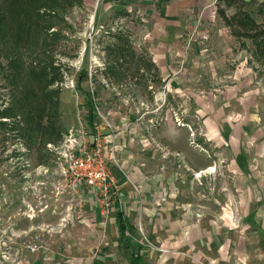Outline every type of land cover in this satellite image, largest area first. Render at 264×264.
Listing matches in <instances>:
<instances>
[{
    "label": "rangeland",
    "instance_id": "obj_1",
    "mask_svg": "<svg viewBox=\"0 0 264 264\" xmlns=\"http://www.w3.org/2000/svg\"><path fill=\"white\" fill-rule=\"evenodd\" d=\"M256 5L245 0L259 20ZM55 6L34 20L23 49L0 31V264L97 255L131 264L107 216L117 201L104 213L58 154L64 138L104 134L105 122L116 129V178L122 168L132 192L141 193L137 179L156 197L149 227L125 222L141 263L196 254L208 263L209 248L227 246L256 260L264 251V56L256 44L231 35L215 0Z\"/></svg>",
    "mask_w": 264,
    "mask_h": 264
},
{
    "label": "trees",
    "instance_id": "obj_2",
    "mask_svg": "<svg viewBox=\"0 0 264 264\" xmlns=\"http://www.w3.org/2000/svg\"><path fill=\"white\" fill-rule=\"evenodd\" d=\"M216 11L223 20L224 25L230 30L235 38L248 39L256 44L261 55L264 56V1L256 6L255 14L257 20L251 13L245 9V0H215ZM55 0H2L0 5V31L9 42L18 49L27 46L32 37V30L37 17H48L55 12ZM234 7L235 11L227 15L225 8ZM116 52V50H115ZM118 55L125 53L118 52ZM28 91L32 98L35 92L31 87ZM42 112V111H41ZM39 117V113H32L31 117ZM117 228L120 237L124 238L125 243L130 249L131 264H143L139 250L130 243L126 236V228L122 220V214L119 213L116 219Z\"/></svg>",
    "mask_w": 264,
    "mask_h": 264
},
{
    "label": "built area",
    "instance_id": "obj_3",
    "mask_svg": "<svg viewBox=\"0 0 264 264\" xmlns=\"http://www.w3.org/2000/svg\"><path fill=\"white\" fill-rule=\"evenodd\" d=\"M105 124L104 134L94 129L89 139L82 137L78 141L75 138H64L58 154L62 157V170L75 184H83L92 189L103 212L107 213L118 201L120 184L110 168L112 162L116 163V129L108 122Z\"/></svg>",
    "mask_w": 264,
    "mask_h": 264
},
{
    "label": "crops",
    "instance_id": "obj_4",
    "mask_svg": "<svg viewBox=\"0 0 264 264\" xmlns=\"http://www.w3.org/2000/svg\"><path fill=\"white\" fill-rule=\"evenodd\" d=\"M263 1L264 0H256V4L258 5L260 2H263ZM115 138H116V133H115ZM121 171H122V174L119 175L118 181L119 180L121 181L122 177H124V180L122 179L121 184H120V190H119L118 201H117L118 204L116 203L117 210L111 209L108 212L107 216H110L111 218H113V221H114L113 224L115 225L116 223V227H117L116 219L119 213L122 214V220H123L124 226L126 225L125 222L129 223L128 224L129 229L131 230H133L134 228H137L138 225L140 227H149L151 225L152 219L154 220L157 219L156 217L153 218V216L157 214L156 197L153 194L149 193L148 191L146 193L145 192L146 185L144 181L141 183V181L137 179L135 183H138V185H140V187L142 188L141 193L135 194L134 192H132L131 185L134 184L133 183L134 181L131 180L132 178L130 179V176H128L122 168H121ZM127 230L128 228H126L125 234L131 240V238H133V233L127 234ZM117 232H118V228H117ZM119 237H120V234H119ZM121 239L124 240L123 237ZM245 248L246 247H243V246L242 247L241 246H236V247L227 246V247H222V248L215 247L213 249L209 248V253L207 255H209L210 261H208V263H205V262L197 263V259H196L197 257H195L197 254L183 256L180 262L181 264H264V251L263 250H259L260 252L257 253L258 256L256 260H248L247 259L248 256L246 254L248 252L246 251ZM129 256H130V252H129ZM81 259H82L81 263L79 264H120V257L118 255H115V256L110 255L108 257H104V256L101 257L97 255V256H93L92 258H86V259L81 258Z\"/></svg>",
    "mask_w": 264,
    "mask_h": 264
},
{
    "label": "bare ground",
    "instance_id": "obj_5",
    "mask_svg": "<svg viewBox=\"0 0 264 264\" xmlns=\"http://www.w3.org/2000/svg\"><path fill=\"white\" fill-rule=\"evenodd\" d=\"M210 168H212V166Z\"/></svg>",
    "mask_w": 264,
    "mask_h": 264
}]
</instances>
